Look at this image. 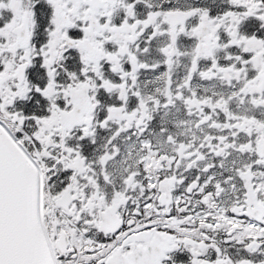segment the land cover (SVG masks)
<instances>
[{
	"label": "snow or ice",
	"instance_id": "1",
	"mask_svg": "<svg viewBox=\"0 0 264 264\" xmlns=\"http://www.w3.org/2000/svg\"><path fill=\"white\" fill-rule=\"evenodd\" d=\"M0 264H264V0H0Z\"/></svg>",
	"mask_w": 264,
	"mask_h": 264
}]
</instances>
